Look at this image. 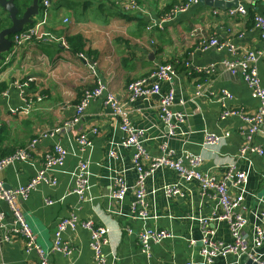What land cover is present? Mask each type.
I'll use <instances>...</instances> for the list:
<instances>
[{
    "label": "crops",
    "instance_id": "crops-1",
    "mask_svg": "<svg viewBox=\"0 0 264 264\" xmlns=\"http://www.w3.org/2000/svg\"><path fill=\"white\" fill-rule=\"evenodd\" d=\"M127 1L92 0L91 4L100 12L94 19L88 17L84 7L76 14L71 3L66 7L58 3L54 12L47 10L42 28L64 38L81 35L84 53L95 63V72L77 54L54 41L28 42L16 55L4 56L0 64V83L5 85L0 90V126L7 138L0 147L14 151L38 130L52 129L72 118L83 90L100 80L125 103L130 121L144 130V147L150 158L161 155V146L166 144L175 158L200 157L196 168L218 179H222L229 168L246 173L242 187L228 185V192L231 196L241 192V211L247 220L245 233L249 235L252 226L260 224L259 216L264 212V123L259 131L250 134L248 124L239 117L222 118L221 114L225 109L252 113L260 102L251 96L240 75H232L222 68L221 61L233 58V52L228 47L220 50L202 47L201 42L216 37L235 47L236 55L259 50V30L252 19L264 10V2L242 1L246 13L233 16L227 14V9L236 3L225 2L229 5L215 7L199 2L161 21L169 8L181 0H134L139 10L124 11L123 4ZM39 14L40 11L36 16ZM64 18L68 20L66 23ZM87 49L93 52L88 54ZM165 63L172 64L176 73L170 81H160L161 90H173L172 111L183 114L173 134H169L159 120L157 96L138 97L131 102L126 96L129 82ZM210 66L215 69L208 75L198 72L199 68ZM256 68L264 89V53L257 58ZM14 82L27 86L19 92L12 86ZM199 83L202 93L197 96ZM14 108L18 111L11 113ZM94 127L97 132L91 134L89 131ZM74 131L75 135L61 134L56 140L40 139L30 153V160L1 171L5 186L16 187L27 182L43 165L44 155L52 150L55 141L66 149L63 165L50 173L56 183H41L26 200L18 201L39 246L46 249L52 245L58 220L71 213L108 228L109 244L103 248L107 264H205L198 253L203 230H210L216 240H231L227 222L216 219L220 213L218 200L202 193L196 181L186 182L168 167L156 169L145 180L148 218L132 216L133 186L137 177L131 163L133 149L119 145L124 134L101 98L89 103ZM87 132L91 145L79 152L75 137ZM205 134H214L219 142L210 148L204 147ZM245 146L261 149L262 153L248 151L241 155L240 150ZM112 148L117 153L115 158L108 155ZM79 161H86L89 168V189L82 198L72 192V174ZM185 163L189 164L186 160ZM116 177H122L128 186L121 200L109 197ZM168 184L177 185L181 193L167 197L163 186ZM46 199L53 203L47 204ZM0 216V264H37L35 252L25 251L23 238L9 233L13 218L2 198ZM145 227L167 230L171 234L160 243H152L149 256L137 239V234ZM191 240L196 244L191 245ZM61 242L71 246L72 253L65 256L53 252L48 256L50 264L93 262L87 230L66 229L61 234ZM112 250L114 258L110 255ZM255 256L264 263V242ZM236 261L237 257L229 254L217 257L212 264H236Z\"/></svg>",
    "mask_w": 264,
    "mask_h": 264
},
{
    "label": "built area",
    "instance_id": "built-area-1",
    "mask_svg": "<svg viewBox=\"0 0 264 264\" xmlns=\"http://www.w3.org/2000/svg\"><path fill=\"white\" fill-rule=\"evenodd\" d=\"M225 2H233L236 4L227 9V14L230 16L246 13L242 1L254 2L264 0H218ZM199 0H181L169 8L168 13L161 21H166L178 13L185 12L191 5L198 4ZM49 6L48 0H42L40 3L39 17H35L33 22L27 25L19 32L12 35L11 46L7 55L9 58L16 55L19 49L28 42L49 43L51 41L59 42L64 48L67 43L62 36L46 31L42 28L46 23L48 15L47 8ZM123 10H139V6L134 0H129L123 4ZM253 23L259 30L260 48L257 51H246L241 55H236V48L229 45L227 42H220L218 38L211 37L207 41H202V47H215L217 50L223 47L233 52V58H225L221 61V66L225 71L232 75H240L247 83L251 96L257 98L260 102L259 108L252 112H245L242 109H225L222 111L221 117L224 118L229 115L237 116L245 123L248 124L250 134L260 130V126L264 123V89L260 85L258 72L256 68L257 58L264 53V10L261 13L253 16ZM67 18L63 19L66 23ZM77 56L85 61L88 67L94 71L95 63L88 58L83 52L77 53ZM187 64V63H185ZM172 64H158L147 75L132 80L126 86L127 101H134L138 97L149 98L157 96L158 98V117L162 124L167 128L169 134L174 133L176 126L182 122L183 114L180 112L172 111V104L174 100V93L172 89L162 91L160 81H170L176 71ZM215 67L199 68L198 72L209 74L213 72ZM28 80H31L30 78ZM12 86L19 92L27 86L26 83L14 82ZM202 93L201 84L196 85L195 95ZM225 93V91L223 92ZM5 95V92H2ZM230 98L228 94H224ZM101 98L103 103L107 105L112 115L117 119L118 128L124 134L123 140L119 145L132 148L133 154L131 158L132 167L134 168L137 177L134 183V200L131 204V214L133 217L139 219H147L148 212L146 209V192L145 180L156 169L160 167H168L174 170L177 175L184 181H196L201 189V192L214 197L218 200L220 213L216 216L217 220L227 222L231 240L224 242L212 238L210 230H203L200 238V246L198 253L203 259L205 264H212L217 257H225L229 254H234L237 257L236 264H241L245 257L258 260L255 256L256 250L261 247L264 242V212L259 216L260 224L253 225L251 233H245L247 220L242 214V195L241 192L231 196L228 192V185L241 188L246 181V173L240 171H232L229 168L222 179L215 176L199 171L196 167L200 162V157L185 156L184 158H175L173 152L167 150V145L161 146V155L150 158L144 147V130L136 127L129 119L128 111L125 108V103L120 102L117 97L106 87L104 82L96 80L92 87L85 88L82 92L79 102L74 107V116L69 120L64 121L61 125L52 129H41L35 132L34 136L22 147L14 150L12 153L0 158V198H2L8 205L12 214V226L9 233L18 235L23 238L25 244V251H34L37 255V264H50L48 260L49 254L59 252L65 256L72 253V248L66 242H61V234L66 229L74 230L81 227L89 232L90 246L93 252V262L85 264H107V255L104 253L103 248L109 244L108 228L104 225L97 224L91 219H80L74 213L62 217L56 224L54 232V240L49 248H42L36 242V235L29 224L27 217L18 204V201L26 200L30 193L33 192L41 183L54 185L56 179L50 173L58 167H61L65 161L67 151L62 145L55 141L53 148L50 152L44 155L43 165L37 169L36 173L24 184L16 187L5 186L1 178V171L10 165L17 162H25L30 160V153L35 145L42 138L57 139L61 134H74V128L81 120L85 109L89 103L96 99ZM40 99V98H38ZM26 102V100H24ZM28 108V105H27ZM27 108L22 110L26 112ZM11 113H16L17 108L11 109ZM91 134L97 132V128H91ZM76 142L79 147V152H84L91 145V140L88 138L87 133L76 135ZM219 142V138L214 134H205L203 138V146L210 148ZM241 155L246 154L248 151H258L262 153L261 149L243 147ZM110 157H117L115 149L108 151ZM188 162L189 164L185 163ZM73 188L72 192L79 197H83L89 189V168L86 161H79L73 174ZM114 188L109 194V197L114 200L123 199L128 186L122 177H116L114 180ZM163 192L167 197L179 195L181 192L177 185L168 184L163 186ZM47 204L53 203L51 199H46ZM0 216V220H1ZM130 231V229H128ZM8 236V235H7ZM171 237L167 230L158 228H143L138 234L137 239L141 249L149 256V247L152 243H160L163 239ZM7 238V237H6ZM191 245H195V240L190 241ZM112 258L115 257V252H110ZM187 264H191L188 262ZM264 264V263H263Z\"/></svg>",
    "mask_w": 264,
    "mask_h": 264
},
{
    "label": "water",
    "instance_id": "water-1",
    "mask_svg": "<svg viewBox=\"0 0 264 264\" xmlns=\"http://www.w3.org/2000/svg\"><path fill=\"white\" fill-rule=\"evenodd\" d=\"M40 0H32L31 4L28 5L23 13L18 16L17 8L14 5L13 0H0V6L5 10L10 18L11 24L0 30V62L3 61L4 56L8 54L12 40L11 37L13 34L19 32L27 25L31 24L35 19L38 11L40 9ZM199 2L210 6L221 7L222 5H229L223 1L218 0H199ZM236 2H230V5L235 4ZM168 131V130H167ZM200 243V241H199ZM198 243V244H199ZM201 244V243H200ZM199 244V246H200ZM243 264H263L259 259L253 260L252 258L245 257L242 260Z\"/></svg>",
    "mask_w": 264,
    "mask_h": 264
},
{
    "label": "trees",
    "instance_id": "trees-1",
    "mask_svg": "<svg viewBox=\"0 0 264 264\" xmlns=\"http://www.w3.org/2000/svg\"><path fill=\"white\" fill-rule=\"evenodd\" d=\"M42 0L39 1V3H41ZM55 1H59V2H67V3H71V5H78L81 4L82 7L86 8L89 6H92V0H48L49 5L52 4ZM14 5L17 8V15L20 16L23 11L25 10V8L31 4L32 0H13ZM173 6V5H172ZM171 6V7H172ZM170 7V8H171ZM11 24L10 18L7 14V12L5 10L2 9V7L0 6V30L9 26ZM12 37V36H10ZM66 43H67V49H69L70 52L77 54V53H81V52H85L84 51V46L85 43L81 37V35L79 34H75V35H71L69 37H65L64 38ZM86 52L88 54L92 53L93 51L90 49H87ZM85 54V53H84ZM89 58V57H88ZM5 85H3L2 83H0V90L4 89ZM6 134L3 131V127L0 126V144L6 139ZM13 150L10 152L3 150V148L0 147V158L4 157L10 153H12Z\"/></svg>",
    "mask_w": 264,
    "mask_h": 264
},
{
    "label": "rangeland",
    "instance_id": "rangeland-1",
    "mask_svg": "<svg viewBox=\"0 0 264 264\" xmlns=\"http://www.w3.org/2000/svg\"><path fill=\"white\" fill-rule=\"evenodd\" d=\"M58 3H63L61 6L62 7H66L68 4H67V2H59V1H55V2H53L52 4H50L49 6H48V8H47V10L48 11H52V12H54L56 9H57V4ZM73 8H74V11H76V14L79 12V11H82V9H83V7H82V5H80V6H77V5H75V6H73ZM85 9H87L88 10V17L89 18H91V19H94L95 17H97V16H99V14H100V12H99V10H98V7L97 6H90V7H87V8H85ZM37 17H39V15L38 16H36V18ZM0 64H1V62H0ZM41 98H42V96H40Z\"/></svg>",
    "mask_w": 264,
    "mask_h": 264
}]
</instances>
